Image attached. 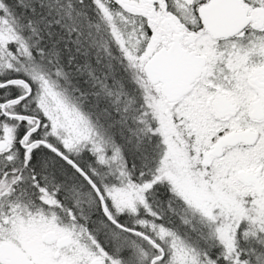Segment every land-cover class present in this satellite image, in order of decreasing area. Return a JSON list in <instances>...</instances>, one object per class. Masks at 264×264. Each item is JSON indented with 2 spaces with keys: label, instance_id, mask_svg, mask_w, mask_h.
Returning <instances> with one entry per match:
<instances>
[{
  "label": "snow or ice",
  "instance_id": "obj_1",
  "mask_svg": "<svg viewBox=\"0 0 264 264\" xmlns=\"http://www.w3.org/2000/svg\"><path fill=\"white\" fill-rule=\"evenodd\" d=\"M0 264H264V0H0Z\"/></svg>",
  "mask_w": 264,
  "mask_h": 264
}]
</instances>
